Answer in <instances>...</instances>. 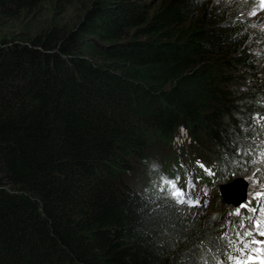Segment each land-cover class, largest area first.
<instances>
[{
    "label": "trees",
    "instance_id": "obj_1",
    "mask_svg": "<svg viewBox=\"0 0 264 264\" xmlns=\"http://www.w3.org/2000/svg\"><path fill=\"white\" fill-rule=\"evenodd\" d=\"M245 2L0 0V264L223 251L219 189L211 211L151 203L144 164L185 155L264 187V34Z\"/></svg>",
    "mask_w": 264,
    "mask_h": 264
},
{
    "label": "rangeland",
    "instance_id": "obj_2",
    "mask_svg": "<svg viewBox=\"0 0 264 264\" xmlns=\"http://www.w3.org/2000/svg\"><path fill=\"white\" fill-rule=\"evenodd\" d=\"M245 1L246 2L244 4V7H245V10L247 9V16L250 19V23L252 24L253 27H256L257 30L260 31L259 33L264 34V25H263L264 24V8H261L259 6L258 0H245ZM227 2L231 6L235 3V0H227ZM261 48L264 49V45L261 46ZM163 151H164V148H163ZM165 151H168V149H166ZM145 158L143 157L140 160L143 161ZM157 160L160 161L159 159H157ZM160 163H161V161H160ZM144 165L149 169L151 168V167H149L150 166L149 163H146ZM252 175H253V173L247 172V170L240 174V176H241L240 179H243V185L245 184V187L247 185L248 189L255 188L256 187L255 182H257V180H259L257 178H253L254 182L250 183L249 179L252 178ZM138 183H141V182H138ZM143 189H144V195H147V193H148L147 189H145V188H143ZM215 197H216V195L213 197V203L215 202V199H216ZM151 203H156V202L152 201ZM187 209H189V208H187ZM190 210L200 211V212L206 211L202 208H196V209H190ZM208 211H211V206H209Z\"/></svg>",
    "mask_w": 264,
    "mask_h": 264
},
{
    "label": "snow or ice",
    "instance_id": "obj_3",
    "mask_svg": "<svg viewBox=\"0 0 264 264\" xmlns=\"http://www.w3.org/2000/svg\"><path fill=\"white\" fill-rule=\"evenodd\" d=\"M175 190L171 192V195L177 199V202L179 203H187L189 205H195V204H198L199 201L198 200H193L191 198L189 199H183L182 197H184V192L178 188H176L175 185L172 186ZM240 228H243V225H239ZM237 236H241V233L237 232L236 233ZM253 233L251 231H244L242 233V237H250L252 236ZM259 235L260 236H264V231H260L259 232ZM241 243H242V247H239L237 248L235 251L239 254V255H243L245 253V250L249 249V243H244L243 242V239L241 240ZM252 243H256V244H264V241H259V240H253ZM229 248L232 247V243L230 242L228 245H227ZM252 252H258V251H261V249H255L253 248L251 250ZM239 255L235 257V260H236V264H246L245 261H242L239 259ZM234 259V256L232 255H229L227 257V260L231 261ZM254 257L249 255L248 256V261L251 262L253 261ZM261 264H264V260L261 261Z\"/></svg>",
    "mask_w": 264,
    "mask_h": 264
},
{
    "label": "water",
    "instance_id": "obj_4",
    "mask_svg": "<svg viewBox=\"0 0 264 264\" xmlns=\"http://www.w3.org/2000/svg\"><path fill=\"white\" fill-rule=\"evenodd\" d=\"M224 187H232V189L230 190L231 192H225L224 190L222 191V188ZM244 187H245V184L243 185V179L236 178L227 184L221 185L219 190H220L221 197L227 203L235 202V204L237 205V204H241V202L245 200L246 198L247 185L245 188ZM233 195H237V196L233 197ZM226 196L230 199H227Z\"/></svg>",
    "mask_w": 264,
    "mask_h": 264
},
{
    "label": "bare ground",
    "instance_id": "obj_5",
    "mask_svg": "<svg viewBox=\"0 0 264 264\" xmlns=\"http://www.w3.org/2000/svg\"><path fill=\"white\" fill-rule=\"evenodd\" d=\"M150 159V158H149ZM145 187V186H144ZM232 189V187H224V188H222V191L224 190L225 192H231L230 190ZM234 196H237V195H233V197ZM227 197V196H226ZM227 199H230V198H228L227 197ZM232 199V198H231ZM230 203H233V204H235V202H230Z\"/></svg>",
    "mask_w": 264,
    "mask_h": 264
}]
</instances>
